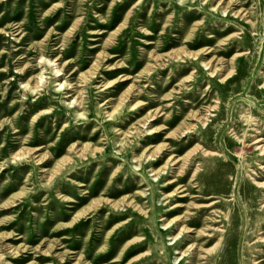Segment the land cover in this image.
<instances>
[{
	"label": "rangeland",
	"instance_id": "rangeland-1",
	"mask_svg": "<svg viewBox=\"0 0 264 264\" xmlns=\"http://www.w3.org/2000/svg\"><path fill=\"white\" fill-rule=\"evenodd\" d=\"M256 137L264 0H0V264H264Z\"/></svg>",
	"mask_w": 264,
	"mask_h": 264
},
{
	"label": "bare ground",
	"instance_id": "bare-ground-1",
	"mask_svg": "<svg viewBox=\"0 0 264 264\" xmlns=\"http://www.w3.org/2000/svg\"><path fill=\"white\" fill-rule=\"evenodd\" d=\"M225 11H226V9H223V12H225ZM112 18H113V17H112ZM92 32H95V30L92 31ZM206 65H207V64H206ZM55 71H56V74H61V72H60V68L57 67V66H55ZM213 71H214V70H213ZM213 71H212V73H213ZM40 76H41V75H40ZM40 78H41V77H40ZM40 78H39V79H40ZM123 78H125V77H123ZM63 85H64V84L61 83V84L59 85V88H61ZM209 110H210L209 108L206 109V113H204V115H202V116H199L198 114H194V113H192V114H191V115H193L192 119H196V120H198V121H205V120L207 119V115H210ZM152 118H154V117H152ZM202 123L205 124L204 122H202ZM193 126H195V124L190 125V126L187 127L186 129L193 128ZM184 131H185V130H184ZM148 132L151 133L152 130L149 129ZM261 139H262L261 137H256V138H254V139L252 140V144H253V146H254V148H255L256 150H261V151H262V150L264 149V143H261ZM248 144H249V143H248ZM246 145H247V144H246ZM36 148H37V147H36ZM212 154H214V155H218V152H217V151H212ZM172 158L174 159V157H172ZM134 160L138 161L137 159H134ZM177 160H178V158H175L173 161L175 162V161H177ZM137 165H139V163H138ZM152 174L154 175L153 179L156 180V179H157L156 172H155V171H152ZM174 180H175V179L172 178V179L168 180L167 182H173ZM179 186H180V185H179ZM181 195H182V196H183V195H187V193H186V192H183ZM214 203H215V201L212 200V201H210V202H208V203H205V204H203V205H201V206H202V207H211ZM179 204H181V203H180V202H177V203H175L171 208H173L174 206L179 205ZM263 205H264V202H263ZM182 216H183L182 214H177V215H175L171 221H167V222H165V223L163 224V227H167V228H168V226H171L172 222H177L178 220H180V219L182 218ZM177 224H178V223H177ZM193 229H194L193 226H185L184 224H181V226H180V228H179V231H178L176 234L170 236L169 239H170V240H176L177 238H179V236H181V233H182V232H189V231H192ZM210 235H211V234H210ZM188 249H191V247H188L187 249H182V250H178V251H176V252H178V255H176V257H175V262H176L179 258H185L184 256L187 255L186 250H188Z\"/></svg>",
	"mask_w": 264,
	"mask_h": 264
}]
</instances>
